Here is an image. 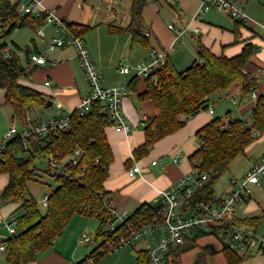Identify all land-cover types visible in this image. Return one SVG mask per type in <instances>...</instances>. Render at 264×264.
<instances>
[{
  "label": "trees",
  "instance_id": "16d2710c",
  "mask_svg": "<svg viewBox=\"0 0 264 264\" xmlns=\"http://www.w3.org/2000/svg\"><path fill=\"white\" fill-rule=\"evenodd\" d=\"M23 0H0V87L6 90V102L14 108V120L22 122L34 105H46L48 98L44 93L20 82L21 78L31 79L37 68L32 60L36 49L28 45L24 48L26 61H23L18 44L10 47L8 41L17 28H41L45 18L33 13H22L19 5ZM149 0H132L131 21L123 26L110 25V32H128L132 43L150 45L151 31L144 24L143 10ZM234 18V17H233ZM235 36L239 39V28L247 21L234 18ZM69 31L83 36L90 31L89 25L67 22ZM10 55L5 56L6 48ZM253 42L245 43L242 51L234 56L217 54L199 39L196 45L197 56L184 70H178L169 59L167 63L148 77L135 75L129 82L128 90L136 91L141 81L145 88L138 94L140 101H151L155 114L143 121L145 140L133 150L136 159H142L154 145L166 136L175 133L193 117L209 108V97L216 92L226 91L234 85H240V97L251 99L250 94L257 90L259 78L247 72L246 68L257 51ZM253 123L248 125L245 119L231 118L223 122L215 118L202 126L197 135L200 148L190 155L192 166L197 165L201 173L208 178L190 199L188 208L200 203L217 202L215 184L227 170L230 163L240 153H244L256 140L264 135V93L259 94L251 111ZM112 119L105 104L96 103L87 115L79 110L71 114V127L65 133H49L42 145L32 138L16 137L9 140L7 149L0 160V174H8L9 181L0 193V205L11 200H20L22 214L18 219V233L11 235L2 243H7L5 250L6 264H28L37 254L50 249L55 240L63 233L72 218L77 215L95 217L99 226L94 235L95 248L76 264H91L99 261L108 251H102L107 244L105 228L114 221L111 210L104 204L111 205L113 192L106 189L109 168L114 161V151L109 142L106 129L112 126ZM76 147L83 151L78 164L67 167L72 177L56 178L57 187L49 194L47 211L42 214L36 198L30 192L28 183L39 174L38 160L48 153L60 152L62 156L71 153ZM264 154V153H263ZM17 208V209H18ZM151 203H145L136 209L129 220L139 218L141 222L152 220ZM264 222V208L255 216H238L232 213L229 218L216 220L211 224L213 231L199 230L185 237L183 243L174 244L166 255L167 264H187L183 256L197 246L202 236L216 234L223 247L217 251L214 244L201 247L196 260L191 264H208V256L221 252L226 264L241 262L249 252L241 253L225 243L219 235V228L232 229L235 226L251 227L260 231ZM125 224H118L116 231L123 233ZM136 264H150L148 249L137 251Z\"/></svg>",
  "mask_w": 264,
  "mask_h": 264
},
{
  "label": "crops",
  "instance_id": "0c3cea01",
  "mask_svg": "<svg viewBox=\"0 0 264 264\" xmlns=\"http://www.w3.org/2000/svg\"><path fill=\"white\" fill-rule=\"evenodd\" d=\"M25 1L27 0H23V2ZM237 1L244 6L249 19L246 25L239 28L237 41L235 36L236 21L215 6L204 12L200 19L194 20L193 16L201 5L200 0H149L144 7L143 17L144 24L151 31L150 45L135 44L132 46L130 33L124 31L112 33L109 28L110 25L125 27L130 23L132 0H114L112 3L106 0H40L42 8L54 11L64 21L91 27L90 31L84 35V39L97 65L102 83L106 87H128L129 82L136 75L135 66L138 62L146 60L153 48L167 50L169 59L177 68L171 50L183 37L192 43L194 49H196L197 41L201 39L217 54L228 56L240 53L245 43L253 42L259 48L246 70L256 77L257 73L264 76L262 74V69H264V39L262 38L264 0ZM170 24H173L174 27L171 28ZM257 26H260L263 33L257 31ZM179 31H183L182 35H178ZM58 35H60V31L46 23L37 29L30 26L17 28L9 38L11 47L14 43L21 46L23 37L25 46H32L33 49H36L34 53L41 54L47 59L44 64L34 63L37 64V68L31 79H20L22 84L44 93L48 101L52 103L49 106L44 105L45 107H54L53 110L41 113L40 111L36 112L33 107L29 115L34 121L71 114L89 93L88 79L80 64L76 48L73 45H65L54 50L50 49L52 38ZM123 66L131 67V71L124 73L121 70ZM47 81H52V83L49 85L46 83ZM144 88L145 83L141 81L136 91L127 89L123 100V114L126 122L131 126L130 133L118 132L113 126L106 129L115 158L110 165L105 187L114 193L111 206L119 212H129L130 209H138L145 203H154L162 189L189 173L192 169L190 155L200 148V141L198 142L195 134L197 135V131L202 126L216 118L212 116L216 110L212 105L213 95H211L209 108L212 107L213 112H210L208 108L190 117L184 127L158 141L148 155L142 159H136L133 150L143 144L145 140L143 121L155 114V108L151 101L142 102L138 98V94ZM236 88L231 96H238V99L244 100L240 97L241 86L238 84ZM257 89H260L259 92L256 90L258 94L264 93V83H261L260 80ZM225 92L229 93V90ZM251 102L254 104V100ZM8 105L10 104L6 102V90L0 87V144L9 130L7 128L10 116ZM252 109L253 105L250 115ZM11 118L14 121V114L11 115ZM231 118L234 117L229 119ZM260 138H264V135ZM176 154H179V163L174 161ZM259 157L253 158L252 161L254 162ZM153 160H157V163L153 164ZM135 163L141 166L142 173L131 177L128 174V169ZM8 181V174H0V193ZM254 185L251 184L250 189ZM250 201L251 194L249 193L244 201L235 204L233 213L239 216L237 213L239 207ZM20 204V200H11L0 205V225L3 224L8 233L9 231L2 220L13 216ZM97 221L99 226V220L97 219ZM65 232L64 230L50 249L37 254L36 258L28 264H76L95 248L88 253L86 250L85 253L79 254L75 248L77 244L82 243L80 236L73 238L75 246L72 247L70 245L72 236ZM260 232L264 234V227H260ZM10 236L9 233V236L4 239L6 240ZM84 236L89 237V241L93 239L87 232H83L82 239ZM157 237V235H151L145 238L146 244L154 243ZM210 237L215 239L208 240ZM5 240H1L0 243ZM208 243L214 244L217 251L223 247L216 235L202 236L197 240V246L184 254V262L193 263L201 247ZM189 256L190 262H187L186 258ZM136 257L137 253L134 264H136ZM109 260H115V258L112 257ZM0 264H6L5 251L0 252ZM100 264H105V260ZM208 264H226L223 253L216 252L209 255ZM237 264H264V255L256 253L255 249H250L248 255Z\"/></svg>",
  "mask_w": 264,
  "mask_h": 264
},
{
  "label": "built area",
  "instance_id": "2783aa9c",
  "mask_svg": "<svg viewBox=\"0 0 264 264\" xmlns=\"http://www.w3.org/2000/svg\"><path fill=\"white\" fill-rule=\"evenodd\" d=\"M106 1L112 3L114 0ZM200 1L201 5L198 12L193 16L194 20L200 19L204 12L214 6L231 17L245 21L249 20L244 6L237 0ZM19 11L22 13H33L38 17L45 18L46 23L53 25L60 31V35L53 37L50 42L51 50L65 45H73L76 48L80 64L89 83V93L82 99L80 106L77 108L81 115H87L96 103L101 102L105 104L106 111L112 119V126L115 130L129 134L131 126L126 122L123 114V100L127 94V87H106L103 85L99 70L85 43L84 37L71 33L66 22L54 11L42 8L40 0L22 1L19 5ZM170 27L172 28L174 25L170 24ZM196 30L198 31V29ZM178 33V35H182L183 31H179ZM41 34H43L42 31ZM262 38L264 39V33ZM9 55L10 49L7 47L5 56ZM168 55V51L165 49L153 48L148 58L138 62L135 66L136 75L142 77L150 76L167 63ZM32 60L37 64H44L47 61L43 55L36 53L32 54ZM121 70L124 73H129L131 67L123 66ZM262 74L264 75V69H262ZM46 83L50 85L52 81H47ZM258 96L259 94L256 90L250 94V97L255 100ZM235 98L239 97L235 96ZM209 110L210 112L214 111L212 107ZM71 114L43 121H34L28 113V116L20 122V126L17 121L14 122L0 144V160L7 149L8 141L16 137L23 138L25 148H28L29 142L27 138L29 137L45 145L46 140L43 137L47 134L67 132L71 127ZM82 154L83 151L80 147H76L65 156H62L60 152L48 153L44 157L47 161V174L54 178L61 176L72 177L67 165L78 164ZM174 161L179 163V154L175 155ZM156 163L157 160H153V164ZM197 165L199 164L196 163V165L192 166L189 173L160 191L158 197L152 203L155 207L151 210L150 214L152 215V220L144 223L135 217L129 220L131 214L128 211L119 212L105 201L104 204L111 210L115 219L104 230L107 244L102 251L111 253L122 246L135 243V241L144 236L157 235V240L154 243H149L146 248L148 249L150 264H167L166 255L172 245L183 243L185 237L191 235L194 231H213L214 228L211 226L213 222L229 218L232 215L235 204L244 201L247 195H249L250 185L260 183V177L264 175V154L253 162L243 180L233 179L232 185L227 191L217 194V202L200 203L194 210H191L188 208L190 199L204 185L208 178L206 173L199 171ZM141 173L142 169L138 163L133 164L128 169V174L131 177ZM48 200L49 194H46L44 203L47 204ZM2 223H4L11 235L18 233V219L15 215L9 217L7 220L3 219ZM118 224L126 225L123 233L116 231ZM218 233L224 237L226 244L241 253L255 249L256 253L264 255V234L259 230L251 227L235 226L232 229L219 228ZM213 235L216 234L214 233ZM84 240L89 241L90 238L84 236ZM6 247L7 243H0V252H4Z\"/></svg>",
  "mask_w": 264,
  "mask_h": 264
},
{
  "label": "rangeland",
  "instance_id": "374dc122",
  "mask_svg": "<svg viewBox=\"0 0 264 264\" xmlns=\"http://www.w3.org/2000/svg\"><path fill=\"white\" fill-rule=\"evenodd\" d=\"M257 31L263 33V30L260 26H257ZM259 37V36H258ZM261 39V38H260ZM10 42V40H8ZM22 50H19V54L21 55L23 61H26L25 56V41L23 37L21 38ZM13 47V46H12ZM259 48V47H258ZM171 55L175 61V64L178 66V70H184L187 68L191 62L196 58L197 51L194 49L191 42L187 40L186 37L180 39L177 46L171 50ZM254 56V55H253ZM257 77L259 78L261 83H264V76L257 73ZM25 79V78H24ZM236 86L234 85L231 87V91L229 89V93L225 91H219L213 94L212 105L214 106L216 113L213 114V118H220L223 122L228 121L230 117L234 118H241L245 119L248 125L253 123V119L250 115V109L252 105H254L251 100L255 101V99H248L245 98L244 100L232 97L231 95L234 94V90H236ZM261 88V87H259ZM258 92L260 89H257ZM9 109V121H8V129L12 127L14 121L11 118V115L14 114L13 107L11 105L7 106ZM35 111L38 112H46L47 110H53L54 107H45L44 105H34ZM202 112V111H201ZM17 121V120H16ZM18 125L20 126V121H17ZM197 137L198 142L200 141L199 136L195 134ZM264 150V138H259L256 140L251 146H249L244 153H240L234 160L230 163L227 170L219 177L215 184V191L217 194H221L227 191L230 186L232 185L233 179L243 180L245 174L249 170L251 163L253 162L252 159L261 156ZM37 165L39 167V174L37 175L36 179L30 180L28 183L30 192L36 198L39 208L42 214H45L47 211V204L44 203V197L46 194H50L56 187H57V180L56 178L47 174V161L45 158L38 160ZM251 194V201L246 202L239 207L238 214L241 217L244 216H253L259 215L262 213L264 208V175L260 177V184H255L251 186L250 189ZM136 209H130L128 212L132 214ZM22 209H17L13 214L18 216L22 214ZM123 212V211H122ZM264 227V222L261 225V228ZM5 227L3 224L0 225V241L5 240L4 238L9 236V233L4 229ZM98 228V221L95 217H90L86 215L77 214L75 215L69 224L65 227V233L67 235L72 236L70 245L75 246V241L73 238L77 236L82 240L81 244H77L75 251L79 254L87 250V253L93 249L96 244L94 241V234ZM83 232H87V234L93 238L91 241H85L82 239ZM66 235V234H65ZM144 236L139 240L135 241V243L125 245L120 247L118 250L105 254L99 261L91 262V264H100L105 260V264H134L135 254L137 250L142 248H147V244L145 242ZM214 237H210L208 240H214ZM69 245V246H70ZM129 253V254H128ZM195 254V253H194ZM112 257L115 260H109ZM194 257V255H193ZM190 256L186 258L187 262ZM107 259V262H106Z\"/></svg>",
  "mask_w": 264,
  "mask_h": 264
},
{
  "label": "water",
  "instance_id": "95a60500",
  "mask_svg": "<svg viewBox=\"0 0 264 264\" xmlns=\"http://www.w3.org/2000/svg\"><path fill=\"white\" fill-rule=\"evenodd\" d=\"M51 104H52L51 101H48L46 105L49 106V105H51Z\"/></svg>",
  "mask_w": 264,
  "mask_h": 264
}]
</instances>
